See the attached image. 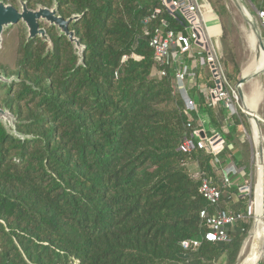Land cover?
I'll return each mask as SVG.
<instances>
[{"label":"trees","instance_id":"obj_1","mask_svg":"<svg viewBox=\"0 0 264 264\" xmlns=\"http://www.w3.org/2000/svg\"><path fill=\"white\" fill-rule=\"evenodd\" d=\"M24 1L30 8L56 1L65 18L80 15L70 29L85 49L79 63L55 29L47 27L48 51L40 37L27 39L21 21L13 26L14 65L0 62V69L18 79L0 85V106L18 117L25 138L0 123V264H236L253 220L247 198L234 200L238 188L221 183L216 164L236 160L230 145L241 135L239 118L231 123L228 109L203 93L215 82L197 58L187 57L195 61V111L186 110L174 68L153 75L151 34L162 21L187 34L181 15L163 0ZM4 2L18 7V0ZM222 63L228 89L239 70ZM201 122L208 136L219 132L225 141L217 155L180 148ZM193 163L222 191L218 206L200 194ZM203 209L245 217L229 227L227 241L211 242L203 237ZM186 239L201 245L186 249Z\"/></svg>","mask_w":264,"mask_h":264},{"label":"built area","instance_id":"obj_2","mask_svg":"<svg viewBox=\"0 0 264 264\" xmlns=\"http://www.w3.org/2000/svg\"><path fill=\"white\" fill-rule=\"evenodd\" d=\"M164 5L171 9L175 5L179 15L187 24V34H178L169 28L167 21H162L150 38V46L154 51L153 75L164 77L168 74V68H174V82L176 88L181 92L186 103L187 112L197 109L194 99L190 96L189 81L194 82V70L192 65L187 62V57L197 58L202 67H209L215 87H208L205 95L212 98L214 104H223L231 113L235 114V96L224 86L226 82L223 67L212 50V37L207 25L206 19L200 10L198 0H163ZM161 9H156L160 12ZM258 17L261 20V26L264 32V8L257 10ZM201 41L203 45H199ZM206 46L208 48H206ZM215 69V72H213ZM216 79H220V86L216 84ZM230 109V110H229ZM191 126V124H189ZM203 128H197L187 135L181 145V150L186 153H192L196 149H205L207 153L217 155L224 147V139L219 132L212 136L205 134L201 136ZM218 161V160H217ZM237 173L235 165H227L223 169L221 176L224 186L231 185V176ZM200 194L212 205L218 206L222 191L219 187L212 184V181L206 176L200 178ZM244 186L240 187V192H245ZM201 219L207 227L204 233V239L211 242L227 241L228 229L234 225L240 218L245 217L242 213L236 214L232 211L216 210L211 213L208 209H203L200 213ZM184 248H198L201 245L199 239H186L182 242Z\"/></svg>","mask_w":264,"mask_h":264},{"label":"rangeland","instance_id":"obj_3","mask_svg":"<svg viewBox=\"0 0 264 264\" xmlns=\"http://www.w3.org/2000/svg\"><path fill=\"white\" fill-rule=\"evenodd\" d=\"M245 1L247 3L249 12L257 22L258 26L262 28L261 20L258 17L257 10H259V6L262 2H264V0ZM198 3L199 5L201 3H204L210 8L211 11L216 12L215 17L218 19L220 31L216 35L210 33L212 37V50H214V54L218 57L220 63H222V59L226 58L230 60L231 63H233L234 61V65H236L239 70L238 80H232L231 78H228V90L235 96V114H232L233 116L229 115L230 120L229 118L228 120L232 123L233 117L235 115L239 118L240 122L237 127V131L240 132L241 135L237 138L236 145H230V147L233 149L232 152L236 155V160H228L226 165H235V167L237 168V173L234 176H231L232 182L231 185H229L228 187L232 185L237 186L238 191L233 192V197L235 201H238L240 197L247 198V213L249 216L251 215V219L253 220L252 228L243 242L236 263L249 264L254 250V241L250 238V234L253 230L255 221V198L258 183L259 154L257 148V141L255 139V126L253 125L251 119H249L246 115L244 101L240 97L236 86L240 78L242 77V69L248 62V57L251 56V53H249L250 48L248 45L249 42L247 39V34L248 31L252 32V30L250 25L247 23L242 11L237 8L233 0H198ZM223 6L225 7L226 12L222 11ZM13 26L11 29L9 28L7 31L4 32V44L3 48L0 51V62L7 63L11 67L14 65L19 44V33L16 27ZM260 76L261 83L264 86V71L260 73ZM243 91L244 96L246 94L248 95L251 93V82L248 81L244 84ZM229 112L231 113V110ZM229 112L228 114H230ZM256 115L259 118L260 128L262 131L261 136L264 139V98L262 100V103L256 109ZM238 162H240V164H238ZM218 163L219 162H217L216 164L217 173L218 175L222 176L223 169L226 165L221 167ZM191 168L194 171V176L200 179L202 177V173L199 171L197 164L193 163ZM220 181L222 183V180ZM242 186L246 188L245 192H240V187ZM216 264L221 263L217 262ZM261 264H264V259L262 260Z\"/></svg>","mask_w":264,"mask_h":264},{"label":"water","instance_id":"obj_4","mask_svg":"<svg viewBox=\"0 0 264 264\" xmlns=\"http://www.w3.org/2000/svg\"><path fill=\"white\" fill-rule=\"evenodd\" d=\"M237 6V8L242 11L247 23L250 25L253 34L257 37L258 40L262 43L264 47L263 37L259 31V26L253 17H250L244 12V9L248 10V6L245 0H233ZM172 0H168V3H171ZM171 14L178 16L179 13L176 10L175 5H171V9H169ZM80 15L76 14L70 18H65L59 13L58 3L54 1L53 5L43 6L38 5L36 8H30L28 3L24 0H18V7L13 4L6 3L4 0H0V51L3 48L4 44V32L11 28L13 25L21 21L25 33L28 40H31L35 37H40L44 41L48 42V51L54 47L52 40L50 39L46 27L55 28L59 36H66L68 40L73 44L75 53L79 57V63L83 62L84 58V49L85 46L82 44L81 40L76 36V32L70 29V23L76 21ZM43 24V25H41ZM199 45H203L201 41L198 42ZM206 48H208L206 46ZM264 69L260 71L263 72ZM215 72V69H213ZM18 79V76L8 75L4 70L0 69V85L6 86L11 84L15 80ZM249 78L247 76L242 75L240 78L236 89L242 99H244V91L243 86L247 83ZM216 84L220 86V79H216ZM246 115L248 118L253 119L255 122L256 135L261 138V128L260 121L256 114L252 112H248L245 108ZM19 120L16 115H14L6 106H0V123L6 128L8 133L12 134L18 138H25L17 130V124ZM205 131H201V136L205 137ZM258 154H259V171H262V163L264 159L263 152V143L258 142ZM239 257V256H238ZM237 263V261H236Z\"/></svg>","mask_w":264,"mask_h":264},{"label":"bare ground","instance_id":"obj_5","mask_svg":"<svg viewBox=\"0 0 264 264\" xmlns=\"http://www.w3.org/2000/svg\"><path fill=\"white\" fill-rule=\"evenodd\" d=\"M235 4V3H234ZM244 12L253 17L249 11L244 9ZM259 31L263 37L264 41V32L261 27H259ZM246 39V38H245ZM247 39L249 42V48L251 56L248 57L249 60L246 65L242 69V75L247 76L249 78V82H251L252 91L250 94H246L244 96V104L245 108L248 112H252L256 114L257 107L262 103L264 98V86L261 83L260 71L264 69V47L260 40L253 34V32L248 31ZM259 79V80H258ZM244 107V105H243ZM250 119V118H249ZM253 125L255 122L251 119ZM262 132V131H261ZM255 139L258 142L263 143V152H264V139L259 138L255 134ZM264 156V154H263ZM260 166V163H259ZM258 166V183L256 188V212H255V221L253 230L250 234V238L254 241V250L249 264H261L264 259V159L262 163V171H259ZM253 243V242H252Z\"/></svg>","mask_w":264,"mask_h":264},{"label":"crops","instance_id":"obj_6","mask_svg":"<svg viewBox=\"0 0 264 264\" xmlns=\"http://www.w3.org/2000/svg\"><path fill=\"white\" fill-rule=\"evenodd\" d=\"M199 6H200L201 12L203 13V16L206 19V22L208 23V27H209L210 33H212L213 35L218 34V32L220 31V29H219L220 25H219L218 19L215 17L216 16L215 15L216 12L211 11L210 8L207 5H205L204 3H201ZM194 64H195V61H193V63L191 64L193 68H194ZM191 86H192V82L189 81V86H188L189 90H190ZM207 88H208V86H205V87L202 88V91H203L204 94H205V91H206ZM208 97H210V96H208ZM210 99L212 101L211 97H210ZM215 105H217V104H215ZM200 126L203 127L202 122H201ZM203 129H204V127H203ZM204 131H205V129H204Z\"/></svg>","mask_w":264,"mask_h":264},{"label":"flooded vegetation","instance_id":"obj_7","mask_svg":"<svg viewBox=\"0 0 264 264\" xmlns=\"http://www.w3.org/2000/svg\"><path fill=\"white\" fill-rule=\"evenodd\" d=\"M41 25H43V24H41ZM48 27V26H47ZM47 27H46V29H47ZM50 28H52V27H50ZM53 29H55V28H53ZM56 30V29H55ZM57 32V31H56ZM6 72V71H5ZM7 73V72H6ZM9 75H14V74H9ZM16 76V75H15Z\"/></svg>","mask_w":264,"mask_h":264}]
</instances>
